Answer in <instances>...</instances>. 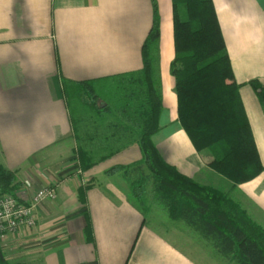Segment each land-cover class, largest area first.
I'll return each instance as SVG.
<instances>
[{
	"label": "crops",
	"instance_id": "crops-1",
	"mask_svg": "<svg viewBox=\"0 0 264 264\" xmlns=\"http://www.w3.org/2000/svg\"><path fill=\"white\" fill-rule=\"evenodd\" d=\"M156 2L160 38L155 56L163 110L153 142L181 173L226 187L264 229V171L234 186L209 168L211 153L197 151L179 122L171 72L173 0ZM213 3L264 166V107L250 84L257 80L264 85V0ZM152 24V0H0V164L16 173L15 195L23 202L43 188L56 189L55 198L37 207L34 227L0 235L10 261L204 264L188 249V237L168 235L153 214L134 203L125 181L106 175L113 166L142 159L137 142L87 170L78 163L75 120L63 79L98 85L141 70Z\"/></svg>",
	"mask_w": 264,
	"mask_h": 264
},
{
	"label": "trees",
	"instance_id": "trees-1",
	"mask_svg": "<svg viewBox=\"0 0 264 264\" xmlns=\"http://www.w3.org/2000/svg\"><path fill=\"white\" fill-rule=\"evenodd\" d=\"M152 4L153 24L143 44V68L101 81L116 82L117 92L110 103H97L96 81L63 79L68 103L74 97L81 104V128L75 124L79 166L87 170L137 142L142 159L113 166L106 175L123 179L130 197L144 213L149 209L150 186L155 201L165 205L171 219L194 229L222 257L235 264H264V229L229 193L202 184L166 162L153 142V135L160 130L163 105L155 56L160 15L156 0ZM173 14L175 58L171 72L176 81L179 122L197 151L211 153L209 168L234 186L248 182L262 173L264 166L213 0H173ZM250 84L264 107V85L257 80ZM86 93L91 94L89 103L82 100ZM18 187L16 173L0 164V195H15ZM0 264L22 263L10 261L0 244Z\"/></svg>",
	"mask_w": 264,
	"mask_h": 264
},
{
	"label": "rangeland",
	"instance_id": "rangeland-1",
	"mask_svg": "<svg viewBox=\"0 0 264 264\" xmlns=\"http://www.w3.org/2000/svg\"><path fill=\"white\" fill-rule=\"evenodd\" d=\"M96 88L98 89H96L95 94L99 96L98 100L96 101L98 104L101 103V105H104L105 103H110V99L114 95H116L117 92L115 81L104 82V84H99L98 86H96ZM69 100H70L69 101L70 110L75 120V124L77 125V128H81L80 125V116L82 114L80 109L81 104L74 97L70 98ZM82 100L85 103H89L91 101V94L90 93L83 94ZM85 114H87V110ZM214 188L222 192H225L226 190V187L215 186ZM147 197H148V207H149L147 213L153 214L155 216V219L158 221V224L161 226L160 228L165 230L168 233V235H170L171 237L173 238L175 237V239L178 240L179 237H177L176 234H174L175 232H182L183 234L182 236L188 237L189 239L188 249L194 256H196L201 261H203L204 264H235L234 262L229 261L228 259L222 257L210 242L203 239L194 229L187 226L183 221L171 219L168 213V209L165 207V205L163 203H157L155 201L154 193L150 186L148 187L147 190ZM17 262L22 264H42L41 261H35L34 259L27 260L20 258Z\"/></svg>",
	"mask_w": 264,
	"mask_h": 264
},
{
	"label": "built area",
	"instance_id": "built-area-1",
	"mask_svg": "<svg viewBox=\"0 0 264 264\" xmlns=\"http://www.w3.org/2000/svg\"><path fill=\"white\" fill-rule=\"evenodd\" d=\"M56 197V189L43 188L32 198L23 202L16 195H0V235H15L22 229L32 228L37 223L36 209L46 199Z\"/></svg>",
	"mask_w": 264,
	"mask_h": 264
}]
</instances>
